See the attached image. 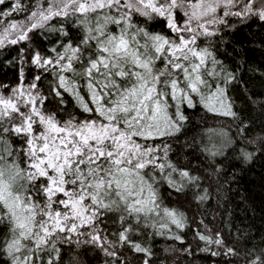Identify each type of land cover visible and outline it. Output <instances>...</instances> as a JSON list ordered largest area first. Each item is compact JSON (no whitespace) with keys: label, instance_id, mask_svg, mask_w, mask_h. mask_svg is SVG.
Returning <instances> with one entry per match:
<instances>
[{"label":"snow or ice","instance_id":"obj_1","mask_svg":"<svg viewBox=\"0 0 264 264\" xmlns=\"http://www.w3.org/2000/svg\"><path fill=\"white\" fill-rule=\"evenodd\" d=\"M254 24L264 28V0H0V69L16 72L0 79V264H83L82 251L157 264V237L213 264H264V244L241 250L206 225L186 245L182 207L210 198L197 153L209 165L241 142L264 153L216 52ZM201 109L240 139L209 129L198 141ZM255 152L239 147L245 162Z\"/></svg>","mask_w":264,"mask_h":264},{"label":"trees","instance_id":"obj_2","mask_svg":"<svg viewBox=\"0 0 264 264\" xmlns=\"http://www.w3.org/2000/svg\"><path fill=\"white\" fill-rule=\"evenodd\" d=\"M261 41H264V28L254 24L251 28L227 31L216 45L218 58L236 75L237 81L231 86V96L236 110L251 122L248 133L250 141L264 136V109L256 106L264 101V44ZM0 79L15 82V70L8 65L3 66L0 69ZM190 127L194 129L191 135L204 144L209 143V129L223 130L237 140L240 139L235 123L229 118L214 117L202 109L191 113ZM239 147H245L250 152L255 148L254 159L250 162L243 161L239 156ZM197 155L202 162L199 173L203 176L202 184L208 189L210 198L200 203L189 194L191 203L183 204L191 225L184 233L186 245L196 248L197 240L193 232L197 225L201 230L206 225L213 232H221L229 244L240 237L238 247L241 250L264 244V153L258 144L241 142L235 151L225 149V156L216 158L222 163L215 165H209L200 153ZM184 162L187 163V160ZM193 163L196 161L193 160ZM212 167L221 169L219 176H212L204 171ZM201 220L204 224H199ZM184 246L179 242L157 237L154 242L157 264H213L214 258H208L205 253L197 251L195 257H186L174 251ZM81 255L83 264H97L95 253L82 251Z\"/></svg>","mask_w":264,"mask_h":264},{"label":"rangeland","instance_id":"obj_3","mask_svg":"<svg viewBox=\"0 0 264 264\" xmlns=\"http://www.w3.org/2000/svg\"><path fill=\"white\" fill-rule=\"evenodd\" d=\"M215 138V137H214Z\"/></svg>","mask_w":264,"mask_h":264}]
</instances>
